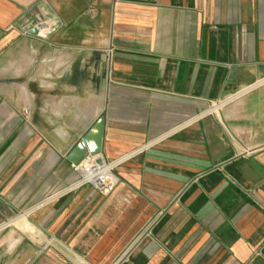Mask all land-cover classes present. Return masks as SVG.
I'll return each instance as SVG.
<instances>
[{
  "label": "crops",
  "instance_id": "crops-1",
  "mask_svg": "<svg viewBox=\"0 0 264 264\" xmlns=\"http://www.w3.org/2000/svg\"><path fill=\"white\" fill-rule=\"evenodd\" d=\"M0 264H264V0H0Z\"/></svg>",
  "mask_w": 264,
  "mask_h": 264
},
{
  "label": "built area",
  "instance_id": "built-area-1",
  "mask_svg": "<svg viewBox=\"0 0 264 264\" xmlns=\"http://www.w3.org/2000/svg\"><path fill=\"white\" fill-rule=\"evenodd\" d=\"M51 29L49 23H37L32 34L44 37ZM220 104L215 105L218 107ZM213 106L214 108H216ZM126 157H120L117 160L109 161L101 153L95 156H86L81 163L73 166L79 179L77 186L90 187L100 196H108L117 186L119 180L115 174V169L125 160Z\"/></svg>",
  "mask_w": 264,
  "mask_h": 264
},
{
  "label": "water",
  "instance_id": "water-1",
  "mask_svg": "<svg viewBox=\"0 0 264 264\" xmlns=\"http://www.w3.org/2000/svg\"><path fill=\"white\" fill-rule=\"evenodd\" d=\"M103 119H99L84 135L81 141L67 155V160L74 166L83 161L86 156L102 153Z\"/></svg>",
  "mask_w": 264,
  "mask_h": 264
},
{
  "label": "rangeland",
  "instance_id": "rangeland-1",
  "mask_svg": "<svg viewBox=\"0 0 264 264\" xmlns=\"http://www.w3.org/2000/svg\"><path fill=\"white\" fill-rule=\"evenodd\" d=\"M215 107H216V106H215ZM218 108H219V107H218ZM218 108H214V107H212V110H216V109H218ZM209 109H210V108H207V110H209ZM217 111H218V110H217ZM217 111H216V112H217ZM216 112H215V113H216Z\"/></svg>",
  "mask_w": 264,
  "mask_h": 264
}]
</instances>
